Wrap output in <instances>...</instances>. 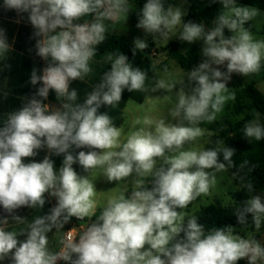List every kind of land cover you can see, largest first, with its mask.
<instances>
[{
  "label": "clouds",
  "instance_id": "obj_1",
  "mask_svg": "<svg viewBox=\"0 0 264 264\" xmlns=\"http://www.w3.org/2000/svg\"><path fill=\"white\" fill-rule=\"evenodd\" d=\"M215 2V0H214ZM222 10L205 23L184 22L186 12L165 0H146L138 12L137 28L154 41L176 36L189 44L202 41V61L175 81L156 79L152 92L175 90L176 102L167 119L146 120L147 127L134 130L121 142V131L102 106H114L129 92L149 91L148 73L134 67L121 52L109 55L110 69L92 87L83 102L73 81H83L93 68L90 61L106 39V21L128 18L129 0H3L2 7L27 13L34 28L36 54L46 62L33 68L30 84H41L35 95L0 126V206L7 213L20 207L42 209L46 194L55 198L50 213L40 215L26 230H7L0 219V261L10 264H264V246L253 238H242L232 226L205 231L193 215L185 220L180 211L207 194L216 173L233 165L236 150L222 140L216 147L185 150L203 134L202 123L216 121L235 93L227 82L232 73L243 76L264 67V39L254 38L248 27L260 14L258 8L238 6L236 0H219ZM231 35L226 36L225 30ZM148 47L136 38L135 55ZM10 51L6 32L0 28V57ZM226 65V71L220 66ZM190 89V91L188 90ZM54 91L59 107L45 104ZM39 96L41 99H36ZM168 99L169 97H165ZM243 136L264 140V124L257 111L243 127ZM47 148L40 162L25 158ZM87 148L89 151L74 149ZM63 156L57 169L51 156ZM222 157V160H221ZM162 164L157 167V160ZM86 173L101 169L108 181L126 180L133 173L131 195L121 193L107 201L96 215L97 193L88 175H78L73 165ZM151 176L153 186L145 185ZM249 193L252 183L244 185ZM179 209V211H178ZM251 214L255 230L264 226V197L253 194L235 211L245 224ZM96 216L75 241L60 252L49 248V233L61 230L70 218ZM16 221L23 218L13 216ZM181 234H183L181 236ZM24 235V240L18 239Z\"/></svg>",
  "mask_w": 264,
  "mask_h": 264
},
{
  "label": "rangeland",
  "instance_id": "obj_2",
  "mask_svg": "<svg viewBox=\"0 0 264 264\" xmlns=\"http://www.w3.org/2000/svg\"><path fill=\"white\" fill-rule=\"evenodd\" d=\"M176 6L181 7L185 12H187L188 3L185 0H176ZM238 6H246L242 4H237ZM249 7V6H247ZM217 9L218 12L222 10V5L217 0ZM260 11V10H259ZM126 21V20H125ZM106 25H109V22H105ZM126 23L130 25L132 31L130 34V40L133 41L136 38L145 39L147 44L149 45V40L153 42L154 46L147 49L146 54L153 55L148 56L150 59V64L154 69V75L152 77H148L146 82L149 91L145 92H129L127 89L125 91L126 99L128 102L125 105V110L119 117L121 125L118 127L121 131V142L125 141L127 137L137 128L139 127H147L145 124L146 120H151L153 122L159 119H167L170 122L175 123L176 121L172 120V118L168 115L169 110L174 106L176 102V93L175 90L171 93H165L163 90L152 92L150 89L154 85L156 79H166L170 81H175L183 78L187 72L183 71L175 61L169 59L167 57V52L169 45L171 42H177L178 48L180 52L188 58V61L193 66H197L203 59L201 55V49L203 47L202 41H197L194 43H187L184 41H180L176 36H172L171 39L167 40H157L154 41L151 36H147L142 29L137 28V22H132V20H127ZM247 26L249 30L252 32L254 38L256 39H264V11H260V14L255 17L252 21H250ZM211 27V24L208 26ZM225 35L230 36L231 33L226 29ZM170 43V44H169ZM161 47V48H159ZM165 47V48H164ZM221 71H226V65L220 66ZM254 83L256 89L264 94V67L260 70V72L255 74H250L248 76H243L238 73H232L230 80L227 82V87H229L230 92H234L235 95H238V98L233 101H229L223 110L222 113L218 114L216 121L212 123H202L200 126L204 129L203 134L197 141L186 145L185 150H201L204 149L206 143L208 142L209 137L212 135V132L207 131V126H213L217 122H221L223 119H227L231 122H239L243 119V117L248 112L247 105L249 100L242 95L243 88L250 84ZM190 91V89H188ZM169 97L166 99L165 97ZM137 98H140L142 101L138 102ZM260 122L264 124V117L260 116ZM254 140V139H253ZM89 151L87 148L83 149H74L73 154H77L79 151ZM42 155V154H41ZM46 156V154H45ZM44 158V155H42ZM55 162L59 163V166L62 163L63 156H51ZM162 164L161 160H157V167ZM59 168V167H58ZM74 170L78 175L87 176L89 180L93 181L94 187L97 191L94 200L96 203V208L93 212L96 215H99V210L102 209L107 201L111 198H115L121 193H126V195H131V191L134 189V181L138 179L133 173L131 176L126 178V180H122L120 182L117 181H108L105 176L102 175L101 169H95L86 173L83 168L77 163L73 165ZM145 185H151V176L144 177ZM240 186H236L233 182V179L230 177L228 172L222 171L216 173V182L210 188V191L207 194H204L191 202L186 208L180 210L185 214V220L193 215L199 209L208 206L210 204H219L222 207H229L233 204V200L231 198L232 194L238 192L240 190ZM47 200V199H46ZM56 204V200L53 197H50L45 203L44 207L40 209L37 207V210H32V213L29 219L21 225L17 231L26 230L28 225L31 224L37 217L40 215H46L50 213L52 207ZM179 211V209H178ZM86 220H92L93 223L96 220V216L85 218ZM87 224L85 222H78L76 217L70 218V220L63 225L61 230L56 231L53 229L49 235V248L52 246H58V249L64 248L66 244L75 241L78 236L86 231ZM67 231H71L73 236L71 240L68 241L65 239ZM235 233L242 238H255L259 242L264 240V226L261 227L260 230H255L253 225V220L250 218L248 224L239 229H235ZM26 237L24 235H20L18 239L24 240ZM240 264H248V260L244 263L243 260H240ZM0 264H10L8 260L0 261Z\"/></svg>",
  "mask_w": 264,
  "mask_h": 264
},
{
  "label": "trees",
  "instance_id": "obj_3",
  "mask_svg": "<svg viewBox=\"0 0 264 264\" xmlns=\"http://www.w3.org/2000/svg\"><path fill=\"white\" fill-rule=\"evenodd\" d=\"M185 1L188 3L187 12L184 16L185 23L188 21H194L198 23H205L206 26H209L211 21L215 19L219 13L217 9V0H215V2L214 0H208L209 2H206L205 0ZM145 2L146 0H129V3L133 7L139 8H141ZM165 2L175 4L176 0H165ZM236 3L258 8L260 11H264V0H236ZM11 15L12 10H6L3 7L0 8V18H9ZM128 17L132 20H135L136 17L134 11L130 12ZM0 23H2L1 26L3 25L4 29H6L5 32L8 38V44L10 43L9 40H14L13 47L15 49H20L22 51L24 50V52H27L24 46H20L19 44V33L23 29L25 30L32 28L25 25H20V29L18 30L17 34L14 35V30L16 29L15 23L9 21L7 22L1 19ZM4 25L7 26L5 27ZM245 27H248L247 24ZM32 30L35 31L34 29ZM133 47L134 45H132L125 38L107 33L105 41L98 46V51L94 58H99L105 52H109L114 56L121 52L128 57L129 61L134 67H140L142 70L147 71L148 77H152L154 75V69L150 64V59L146 56L147 49L144 51H138L134 55L132 51ZM36 56L38 59H40L37 54ZM167 57L175 61L177 65L185 72L193 68V66L188 61V58H186L180 52L177 43H171L169 45ZM24 60V57H22L20 61L22 65H24ZM17 61L18 60H16V63L12 64V67H15L18 64ZM7 69H9L8 63L4 64V70L0 73V79L9 77L11 75V73L7 72ZM16 77H18L17 74L14 75V78ZM242 95L249 100V103L247 105L248 112L241 121L231 122L227 119H223L221 122H217L213 126H207V131L212 132V135L209 137L204 149L216 147V141L222 140L225 146L236 150L234 156L232 157L233 165L229 167L226 172H228L230 177L233 179L234 184L236 186H240L241 188L238 192L232 194L231 198L233 200V204L231 206L222 207L217 203L210 204L199 209L193 214L197 216L198 223L204 226L205 231H208L213 227L222 228L225 226H232L234 229L245 227L252 216L251 214H248L247 222L245 224H241L238 222L237 216L235 215L236 209L253 194H259L264 197V140H252L250 142L243 136L244 124L247 121L253 119L254 114L257 111L260 113L261 117H264V94L260 93L256 89L255 84L252 82L243 88ZM235 98L237 99L238 95H235ZM5 99V95L0 93V126H2L3 120L5 119ZM8 99L10 102V112L20 109V105L15 102L14 98L8 97ZM137 101L141 102L142 100L137 98ZM119 107H122V104H120ZM33 160L40 162L42 160L40 153H38V155L35 157L25 158V163L31 162ZM150 182L151 185H146L149 188L153 186L152 179ZM247 183L253 184L254 191L252 193H249L244 187V185ZM182 235L183 234H181V236ZM240 263L241 261L239 260L237 264Z\"/></svg>",
  "mask_w": 264,
  "mask_h": 264
},
{
  "label": "crops",
  "instance_id": "obj_4",
  "mask_svg": "<svg viewBox=\"0 0 264 264\" xmlns=\"http://www.w3.org/2000/svg\"><path fill=\"white\" fill-rule=\"evenodd\" d=\"M206 2H209L208 0H205ZM3 0H0V8H2ZM142 8V7H141ZM139 7H133L132 10L135 13V20L130 19L129 17L127 20H132V22L138 23V12L141 9ZM188 8V6H187ZM1 20L9 21L16 24V29L14 30V35L17 34L18 30L20 29V25H25L27 27H32V25L29 23L27 19V13L23 14H17L14 10H12V15L9 18H0ZM125 17H120L119 19H116L114 21H108V33L117 35L120 37L125 38L128 40L131 44L133 43L132 40H130V32L132 31L130 25L126 23ZM24 21V22H23ZM2 23H0V28H3ZM5 27L7 25H4ZM32 29H23L19 33V44L20 46H24L25 50L27 52H24V50L15 49L13 47V41L9 40L10 43V51L7 53L6 56L0 57V73L4 70V64L8 63L9 69H7V72L11 73L9 77H4L3 79H0V93L5 95V118L8 113L10 112L9 106L10 102L8 97L14 98L15 102L20 105V108L23 106L24 103H26L28 100H30L35 93L37 92L38 88L41 86V84H37L35 86L30 84V75L33 70V68H36L38 71L42 70L46 66V62L42 60L41 58L38 59L36 56V37H34V31ZM6 30V29H4ZM10 30V29H7ZM10 32V31H9ZM8 40V38H7ZM171 43H177V42H171ZM170 44V43H169ZM178 44V43H177ZM133 45V44H132ZM154 46L153 42L149 40V45L146 49ZM179 47V46H178ZM153 48V47H152ZM154 48H157L154 46ZM161 48V47H159ZM165 48V47H164ZM167 52V51H166ZM109 55H112L109 52H105L103 55H101L99 58H92L90 61V64L93 68L92 73L87 76L83 81H73L71 84L72 88H76L78 90V101L77 102H83L85 99V96L88 92L92 90V87L100 82V78L102 74L110 69V64L107 60V57ZM114 56V55H113ZM24 57V65L21 64V59ZM16 60H18V64L15 67H12V64L16 63ZM11 66V67H10ZM18 75V77L14 78V75ZM126 89L122 93V99L121 101L114 105V106H102L99 109L100 113H108L110 117L113 120V123L115 126L119 127L121 125L119 117L122 114V112L125 110V105L128 102V99H126L125 95ZM30 95V96H29ZM36 99H41L39 96H36ZM43 103L53 105L56 107H59V102L56 99V95L54 91L49 92L48 98L46 100H43ZM122 104V107H119V105ZM14 112V111H13ZM118 123V125H117ZM38 153L40 155H49L47 148L38 150ZM41 155V156H42ZM44 158H42L43 160ZM41 160V161H42ZM55 166L58 169L59 163L55 162ZM50 196L46 194V199L48 200ZM46 200V202H47ZM32 210H37V208H29V207H20L18 209H15L12 213H7L2 206H0V219L7 218L9 221L7 224L3 225L7 230H15L26 223V221L29 219ZM13 216H19L23 218L22 221H16L13 219ZM79 237V236H78ZM78 239V238H77ZM261 245H264V240H261ZM64 248H59L58 246H52L51 250L54 252H60ZM243 262H246V259H242ZM58 264H65L64 261H59Z\"/></svg>",
  "mask_w": 264,
  "mask_h": 264
},
{
  "label": "built area",
  "instance_id": "obj_5",
  "mask_svg": "<svg viewBox=\"0 0 264 264\" xmlns=\"http://www.w3.org/2000/svg\"><path fill=\"white\" fill-rule=\"evenodd\" d=\"M112 21H114V20H112ZM147 55L150 56V55H153V53H151V54H148V53H147L146 56H147ZM148 56H147V57H148ZM148 58H149V57H148ZM72 236H73L72 232H71V231H67L65 239L68 240V241H70Z\"/></svg>",
  "mask_w": 264,
  "mask_h": 264
},
{
  "label": "water",
  "instance_id": "obj_6",
  "mask_svg": "<svg viewBox=\"0 0 264 264\" xmlns=\"http://www.w3.org/2000/svg\"><path fill=\"white\" fill-rule=\"evenodd\" d=\"M78 222H85L87 225H90L93 223L92 220H86L85 218L83 220L76 218Z\"/></svg>",
  "mask_w": 264,
  "mask_h": 264
}]
</instances>
